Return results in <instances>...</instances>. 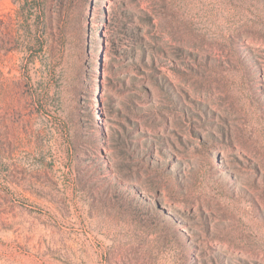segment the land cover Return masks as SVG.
I'll return each instance as SVG.
<instances>
[{
  "label": "rangeland",
  "instance_id": "374dc122",
  "mask_svg": "<svg viewBox=\"0 0 264 264\" xmlns=\"http://www.w3.org/2000/svg\"><path fill=\"white\" fill-rule=\"evenodd\" d=\"M0 264H264V0H0Z\"/></svg>",
  "mask_w": 264,
  "mask_h": 264
},
{
  "label": "bare ground",
  "instance_id": "6f19581e",
  "mask_svg": "<svg viewBox=\"0 0 264 264\" xmlns=\"http://www.w3.org/2000/svg\"><path fill=\"white\" fill-rule=\"evenodd\" d=\"M0 119H1V120L3 119L1 113H0Z\"/></svg>",
  "mask_w": 264,
  "mask_h": 264
}]
</instances>
